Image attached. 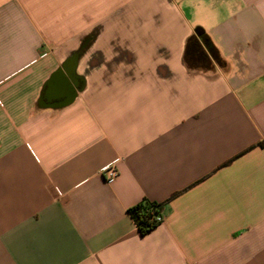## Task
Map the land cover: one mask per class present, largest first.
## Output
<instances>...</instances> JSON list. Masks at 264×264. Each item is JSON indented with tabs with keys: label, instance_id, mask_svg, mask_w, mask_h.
<instances>
[{
	"label": "crops",
	"instance_id": "0c3cea01",
	"mask_svg": "<svg viewBox=\"0 0 264 264\" xmlns=\"http://www.w3.org/2000/svg\"><path fill=\"white\" fill-rule=\"evenodd\" d=\"M0 264H264V0H0Z\"/></svg>",
	"mask_w": 264,
	"mask_h": 264
},
{
	"label": "trees",
	"instance_id": "16d2710c",
	"mask_svg": "<svg viewBox=\"0 0 264 264\" xmlns=\"http://www.w3.org/2000/svg\"><path fill=\"white\" fill-rule=\"evenodd\" d=\"M193 42L197 43L199 47L201 46L204 48L203 56L200 61H197V59L192 58V54H189V52L186 50L184 61L188 67L196 69L207 68L209 64L208 56H211L216 61H220L217 50L215 49L207 35H205L204 33H198L197 35L190 36L186 44L187 49ZM194 56L198 57L197 55ZM160 208L161 204L143 200L136 205L129 207L127 209V213L136 225L139 233L145 234L158 225L155 222V217L158 215Z\"/></svg>",
	"mask_w": 264,
	"mask_h": 264
},
{
	"label": "built area",
	"instance_id": "2783aa9c",
	"mask_svg": "<svg viewBox=\"0 0 264 264\" xmlns=\"http://www.w3.org/2000/svg\"><path fill=\"white\" fill-rule=\"evenodd\" d=\"M100 174L103 176L106 183H112L117 175V167L115 165V161L101 168ZM161 221L162 215L158 213V215L155 217V222L159 224L161 223Z\"/></svg>",
	"mask_w": 264,
	"mask_h": 264
},
{
	"label": "water",
	"instance_id": "95a60500",
	"mask_svg": "<svg viewBox=\"0 0 264 264\" xmlns=\"http://www.w3.org/2000/svg\"><path fill=\"white\" fill-rule=\"evenodd\" d=\"M195 47H196V46H195V43H192L191 46H190V50L193 51V52H194V51L197 52V49H196ZM200 54H201V53H200Z\"/></svg>",
	"mask_w": 264,
	"mask_h": 264
},
{
	"label": "flooded vegetation",
	"instance_id": "af4514ba",
	"mask_svg": "<svg viewBox=\"0 0 264 264\" xmlns=\"http://www.w3.org/2000/svg\"><path fill=\"white\" fill-rule=\"evenodd\" d=\"M196 55H197L198 57H200L199 54H196Z\"/></svg>",
	"mask_w": 264,
	"mask_h": 264
}]
</instances>
